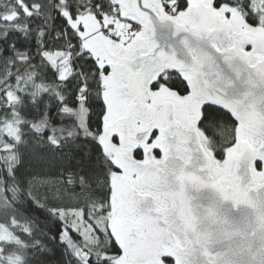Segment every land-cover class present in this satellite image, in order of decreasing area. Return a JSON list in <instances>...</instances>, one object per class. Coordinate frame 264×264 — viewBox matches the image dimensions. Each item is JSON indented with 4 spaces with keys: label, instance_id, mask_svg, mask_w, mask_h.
<instances>
[{
    "label": "water",
    "instance_id": "95a60500",
    "mask_svg": "<svg viewBox=\"0 0 264 264\" xmlns=\"http://www.w3.org/2000/svg\"><path fill=\"white\" fill-rule=\"evenodd\" d=\"M171 1L114 0L141 27L128 42L105 35L97 17L68 18L106 71L115 263L264 264V26L216 0L170 14ZM167 73L188 92L154 89ZM205 106L236 123L222 160L200 128Z\"/></svg>",
    "mask_w": 264,
    "mask_h": 264
},
{
    "label": "trees",
    "instance_id": "16d2710c",
    "mask_svg": "<svg viewBox=\"0 0 264 264\" xmlns=\"http://www.w3.org/2000/svg\"><path fill=\"white\" fill-rule=\"evenodd\" d=\"M113 1L0 0V264H116L110 223L119 172L111 144L101 139L106 71L68 20L109 15ZM253 2L216 5L264 26V11L253 10ZM173 3L186 7V0ZM50 52L62 56L51 61ZM163 85L188 92L173 73L153 88ZM200 128L222 160L236 123L205 106Z\"/></svg>",
    "mask_w": 264,
    "mask_h": 264
},
{
    "label": "rangeland",
    "instance_id": "374dc122",
    "mask_svg": "<svg viewBox=\"0 0 264 264\" xmlns=\"http://www.w3.org/2000/svg\"><path fill=\"white\" fill-rule=\"evenodd\" d=\"M253 10L260 8L262 11H264V0H253ZM173 2V1H172ZM171 7H175L174 3H172L170 5ZM262 18L264 19V13L262 15ZM104 23L106 25V27L112 29L113 31L115 30V32H117L120 35L121 41L123 42H128L133 35L129 33V29H128V23L127 21L122 20L120 17L115 16V15H106L104 16ZM49 57L51 58V61H55L56 59H58L60 56H62L61 52H57L54 53L50 52ZM65 63V61H64ZM86 114V110L82 109L81 110V119L84 120ZM3 189L0 185V203L2 202V198H3Z\"/></svg>",
    "mask_w": 264,
    "mask_h": 264
},
{
    "label": "built area",
    "instance_id": "2783aa9c",
    "mask_svg": "<svg viewBox=\"0 0 264 264\" xmlns=\"http://www.w3.org/2000/svg\"><path fill=\"white\" fill-rule=\"evenodd\" d=\"M169 12L170 13H173V9L170 8L169 9ZM128 25H129L128 26V29H129L128 31H129L130 34L138 33L140 31V29H141L140 26L137 23H129ZM102 30H103V32L105 34H111L112 36H117V37L119 36L118 33H116L115 31H113L112 29L103 28Z\"/></svg>",
    "mask_w": 264,
    "mask_h": 264
}]
</instances>
